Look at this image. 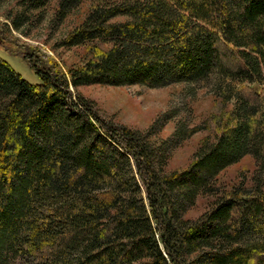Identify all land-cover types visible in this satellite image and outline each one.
I'll use <instances>...</instances> for the list:
<instances>
[{
	"label": "trees",
	"instance_id": "1",
	"mask_svg": "<svg viewBox=\"0 0 264 264\" xmlns=\"http://www.w3.org/2000/svg\"><path fill=\"white\" fill-rule=\"evenodd\" d=\"M1 5L0 40L57 30L83 9L55 46L93 56L64 72L28 44L32 83L0 55V264H264V0ZM89 84L212 86L222 110L191 164L167 172L199 127L178 125L158 145L101 116L78 91ZM246 156L253 184L221 190L220 174ZM201 196L210 207L187 218Z\"/></svg>",
	"mask_w": 264,
	"mask_h": 264
},
{
	"label": "rangeland",
	"instance_id": "2",
	"mask_svg": "<svg viewBox=\"0 0 264 264\" xmlns=\"http://www.w3.org/2000/svg\"><path fill=\"white\" fill-rule=\"evenodd\" d=\"M7 9L6 5L0 6V28L2 23L7 21L4 16ZM83 11L82 9L73 12L57 30L52 29L48 22H44L34 28H25L27 35L13 31L12 39L0 40V55L16 72L32 83L39 82L40 78L24 59L28 44L39 47L50 59L56 61L64 72L84 64L93 56L90 46H55L60 38L80 22ZM6 35L12 36L10 33ZM196 87L195 94L185 84L160 88L89 84L80 86L78 91L92 102L101 116L149 136L150 140L158 145L171 138L178 125L199 127V131L169 152L165 170L173 172L183 170L191 164L200 142L215 130L217 117L222 110L221 99L214 95L212 86ZM232 107L233 105L229 104L224 111L228 113ZM173 113L176 114L174 118L168 119ZM257 171L254 158L246 156L220 174L218 186L221 190H229L242 183L250 186ZM212 200L210 196L199 197L197 204L189 210L186 217L197 218L210 207Z\"/></svg>",
	"mask_w": 264,
	"mask_h": 264
}]
</instances>
